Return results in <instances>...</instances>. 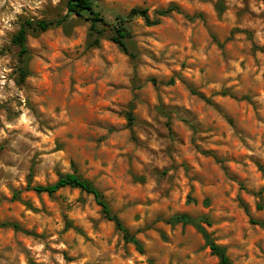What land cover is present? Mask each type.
I'll use <instances>...</instances> for the list:
<instances>
[{
	"label": "rangeland",
	"instance_id": "1",
	"mask_svg": "<svg viewBox=\"0 0 264 264\" xmlns=\"http://www.w3.org/2000/svg\"><path fill=\"white\" fill-rule=\"evenodd\" d=\"M66 2L0 0V264H221L194 226L166 221L184 212L209 217L231 264H264V0H97L111 21L161 19L129 21L136 58L71 17L30 30L22 59V21ZM73 171L142 250L92 194L32 188Z\"/></svg>",
	"mask_w": 264,
	"mask_h": 264
},
{
	"label": "trees",
	"instance_id": "2",
	"mask_svg": "<svg viewBox=\"0 0 264 264\" xmlns=\"http://www.w3.org/2000/svg\"><path fill=\"white\" fill-rule=\"evenodd\" d=\"M97 0H67V12L58 19H32L27 18L22 21L21 27L13 37V42L19 47L22 59L27 57L29 52L27 47V36L29 31H46L50 28L57 26H66L71 17L85 18L91 23L90 35L93 37L92 45H98L100 37L103 35L106 27L113 31L110 39L117 43L127 54L132 58H136L137 54L131 50L130 39L132 33L129 27V21L136 17H141L145 20L147 25H156L161 22L160 18H151L148 8H132L129 14H117L113 21L108 20L101 10L96 8ZM177 5L172 4L169 7L159 10L158 14L167 16L173 11H178ZM21 78L24 79L29 74L26 63L20 67ZM130 121L134 120L133 111L128 113ZM63 187L79 188L92 194L96 202L101 206L105 218L115 223L116 228L122 233L126 242L134 244L139 250L143 249V244L132 233L130 229L124 224L118 214L113 212L109 202L106 200L104 194L95 186V184L87 178H84L77 171L61 173L56 182L47 185H35L32 188L38 193L47 192L53 194ZM170 224L191 225L194 226L202 235L205 240V245L211 249V252L216 255L221 264H231V260L227 254L226 247L219 245L212 234L208 232L204 224H210L211 221L208 216L202 215L194 217L188 213H177L166 220ZM8 222H1L0 226L9 225ZM16 229H19L18 224H14Z\"/></svg>",
	"mask_w": 264,
	"mask_h": 264
}]
</instances>
